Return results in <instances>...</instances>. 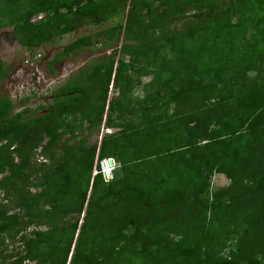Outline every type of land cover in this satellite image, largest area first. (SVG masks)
<instances>
[{
    "label": "trees",
    "instance_id": "16d2710c",
    "mask_svg": "<svg viewBox=\"0 0 264 264\" xmlns=\"http://www.w3.org/2000/svg\"><path fill=\"white\" fill-rule=\"evenodd\" d=\"M120 13L122 24L77 38L49 63L121 43L55 90L48 112L28 118L30 110L14 112L0 97V189L20 171H30L40 189L14 195L16 211L0 203V244L19 241L3 261L264 264V84L223 77L246 72L264 53V0H0V29L11 28L21 46L35 49ZM5 73L0 59V82ZM138 87L144 96L134 101ZM151 97L159 103L150 104ZM172 105L189 111L69 148L62 159L48 148L60 127L72 134L85 124L110 128L114 116L125 119L137 106L149 112ZM38 148L49 160L39 175L29 155ZM106 160L117 168L109 181L101 168ZM214 175L229 184L211 190ZM37 203L49 207L45 228L25 238ZM135 205L143 206L139 215L127 212ZM114 209L123 210L124 224L106 222ZM129 219L144 239L139 249L128 242Z\"/></svg>",
    "mask_w": 264,
    "mask_h": 264
},
{
    "label": "rangeland",
    "instance_id": "374dc122",
    "mask_svg": "<svg viewBox=\"0 0 264 264\" xmlns=\"http://www.w3.org/2000/svg\"><path fill=\"white\" fill-rule=\"evenodd\" d=\"M125 16V13H120L99 25L80 24L72 33L42 44L35 49H28L21 46L15 39L11 28L5 27L0 29V59L6 69V73L0 82V97L9 98L12 101L14 112H20L24 109L30 110L31 112L26 114L28 118L37 117L48 112L49 107L53 102L55 90L62 87L71 76L76 77L77 72L83 67H87L93 62L106 58L112 54L115 46L118 45L117 47H120L121 43H108V45L104 43V45L78 49L75 54L64 57L61 56L52 66H49V63L53 58L59 53L67 50L68 46L81 36L94 35L97 32L122 24ZM251 66L252 67H249L246 72H228L223 77L233 84L234 82L238 83L241 78L247 83L261 81L262 84H264V53H262L261 57L256 59L255 63ZM147 80L148 78L141 80V86L143 83H146ZM180 82L181 81H177L174 83L173 87H180ZM205 82L212 81L208 79L205 80ZM186 85L190 88L193 87L191 83H186ZM235 89V91H237V88ZM109 90L110 97L116 95V91L112 89L111 86ZM143 96L144 92L141 87L135 88V90L130 93V97L134 101L140 100ZM186 96L187 101L185 106H189L191 102L189 99L192 97L191 94H186ZM25 98L27 101L24 104H21V100ZM149 103L158 104L159 101L154 97H151ZM187 111H189L187 110V107L183 108L182 105L178 108L174 105L170 107L165 106L149 112H145L137 106L134 111H132V114L126 116L125 119H119L114 116V127L107 128L103 124L100 127H88L85 124L83 128H77L73 134L70 133L67 128L60 127L57 130V140H53L48 148L51 151V154L62 159L65 157L67 149L69 148L81 146L89 147L95 143L100 144L102 138H105V136L110 134L114 135L118 134L121 130L127 131L134 126H142L148 120L157 121L158 119V121H163L167 115H182ZM67 122L70 123V121L64 123ZM46 142H50L48 137L44 138L42 144H46ZM40 151L41 149L38 148L36 151L29 153L30 162L37 168L33 174L38 175L40 174V170L44 168V165L49 163L47 157L42 156L39 153ZM67 156H69L68 153ZM14 160L15 162H18L19 158H15ZM114 165L115 163L112 162V176L115 170L117 172V168ZM20 172L19 177L18 175L17 177H11L10 183L6 184L5 188H2V190L0 189V203L3 204L9 212L17 210L11 199L14 195H17L18 193L20 195H25L27 192L28 194L30 193V195H36L40 192V189L35 188L32 184L33 177L31 176L30 171L28 175L24 174V171ZM1 176L2 175L0 174V178ZM228 184L229 181L224 176L214 175L212 178L211 190L223 188ZM142 208V205H135L134 208L131 207L130 209H127V212L131 210L139 215ZM48 210L49 207L44 206L42 203H37V205L32 208V217H29L31 221L29 222L27 219L24 220L25 225L28 224V222L30 224L24 229L23 236L25 238L31 236L32 230H42L45 228L43 224L46 220V212ZM122 211L123 210L117 209L111 210L109 216L106 215V222L110 221L115 223L119 219L122 221L121 224H124L125 219L123 217L119 218L121 215H125L124 213L121 214ZM124 212L126 213V210ZM23 213H25V210H23ZM23 217L28 216L23 214ZM136 219H139V221L143 220L142 218H138V216H136ZM52 220L57 221L55 216ZM125 227V233L127 237H129L128 242L130 243V246L139 249L144 243V239L141 235L136 236L137 229L130 224V219L127 220ZM16 240L17 238L13 241L5 239L3 241L4 244H0V248H5L3 256L0 258V262H3V264H11V260H3L6 259V256L15 253V249L19 245V241ZM223 254H225V252H223Z\"/></svg>",
    "mask_w": 264,
    "mask_h": 264
},
{
    "label": "built area",
    "instance_id": "2783aa9c",
    "mask_svg": "<svg viewBox=\"0 0 264 264\" xmlns=\"http://www.w3.org/2000/svg\"><path fill=\"white\" fill-rule=\"evenodd\" d=\"M112 167L113 166L106 165V162L102 163L101 168H102V174H103V177H104L105 181H109L110 179L113 178V176L111 174ZM94 174H96V171H94Z\"/></svg>",
    "mask_w": 264,
    "mask_h": 264
},
{
    "label": "clouds",
    "instance_id": "9594fccd",
    "mask_svg": "<svg viewBox=\"0 0 264 264\" xmlns=\"http://www.w3.org/2000/svg\"><path fill=\"white\" fill-rule=\"evenodd\" d=\"M39 18H41V16L39 15L38 17H33V19H32V21H34V20H36V19H39ZM108 161H110V160H106V161H104V162H108ZM112 162H113V160H111ZM109 166H112V165H109ZM115 166V165H114Z\"/></svg>",
    "mask_w": 264,
    "mask_h": 264
},
{
    "label": "water",
    "instance_id": "95a60500",
    "mask_svg": "<svg viewBox=\"0 0 264 264\" xmlns=\"http://www.w3.org/2000/svg\"><path fill=\"white\" fill-rule=\"evenodd\" d=\"M106 165H112V161L110 160V161H108V162H106Z\"/></svg>",
    "mask_w": 264,
    "mask_h": 264
}]
</instances>
